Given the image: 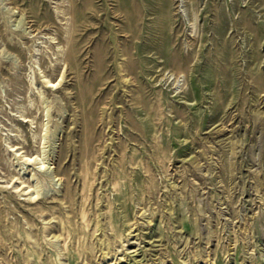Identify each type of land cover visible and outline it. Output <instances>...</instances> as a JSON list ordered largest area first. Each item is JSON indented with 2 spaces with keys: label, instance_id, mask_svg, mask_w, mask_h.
<instances>
[{
  "label": "rangeland",
  "instance_id": "obj_1",
  "mask_svg": "<svg viewBox=\"0 0 264 264\" xmlns=\"http://www.w3.org/2000/svg\"><path fill=\"white\" fill-rule=\"evenodd\" d=\"M0 264H264V0H0Z\"/></svg>",
  "mask_w": 264,
  "mask_h": 264
}]
</instances>
